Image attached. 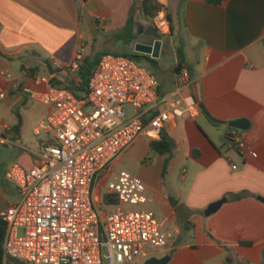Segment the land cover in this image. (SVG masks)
<instances>
[{
	"label": "crops",
	"instance_id": "1",
	"mask_svg": "<svg viewBox=\"0 0 264 264\" xmlns=\"http://www.w3.org/2000/svg\"><path fill=\"white\" fill-rule=\"evenodd\" d=\"M142 1L0 0V213L18 200L7 167L15 163L31 168L35 153L48 141L40 126L49 108L37 98L46 85L32 76H49L50 84L72 80L54 64L65 68L79 46H84V59L98 53L137 55L135 44L148 41L149 28L155 29L153 19L142 13ZM153 1L169 17L167 34L155 29L162 41L152 69L158 96H171L182 105L192 99L198 115L164 123L163 133L174 145L164 177V156L153 154L141 137L97 174L92 202L103 214L114 210L116 201L105 204L104 193L120 171L148 187L152 204L144 209L170 236L167 246L147 248L136 264L164 256H169L168 264H262L264 0H225L219 5ZM129 17L136 39L127 45L120 38ZM178 50L183 54L181 70L190 76L186 86L176 77ZM205 112L221 125H212ZM239 119L249 122L248 129L230 130L228 123ZM232 137L244 147L232 144ZM131 162L138 168L130 170ZM223 198L226 202L215 214L203 215L209 204Z\"/></svg>",
	"mask_w": 264,
	"mask_h": 264
},
{
	"label": "built area",
	"instance_id": "2",
	"mask_svg": "<svg viewBox=\"0 0 264 264\" xmlns=\"http://www.w3.org/2000/svg\"><path fill=\"white\" fill-rule=\"evenodd\" d=\"M153 22L159 33L167 34L169 22L162 11ZM84 52L79 46L65 68H54L77 79ZM32 77L46 85L37 98L49 108L40 126L48 141L35 153L31 168L15 163L7 167L18 200L0 213L6 224L1 264H104L105 258L107 264H136L147 248L167 246L170 235L144 209L152 200L141 179L124 171L116 174L105 188L104 196L116 201L107 214L92 202V182L141 137L160 140L164 123L172 117L195 119L198 104L159 97L152 72L126 56L103 55L81 100L63 86L50 84L49 76ZM176 77L184 86L190 82L186 70ZM231 143L244 147L235 137Z\"/></svg>",
	"mask_w": 264,
	"mask_h": 264
},
{
	"label": "trees",
	"instance_id": "3",
	"mask_svg": "<svg viewBox=\"0 0 264 264\" xmlns=\"http://www.w3.org/2000/svg\"><path fill=\"white\" fill-rule=\"evenodd\" d=\"M204 1L209 4L219 5L223 3L225 0H204ZM141 10L145 16L153 19L159 12L162 11V6L158 5L153 0H144L141 2ZM166 18L169 22L168 15H166ZM133 28H134V20L132 17H129L125 27L123 28L122 37L120 36L121 37L120 39H122L127 45L131 44L136 39V35L133 33ZM105 54L106 53H98L92 58L84 59L77 79H72V80L63 79L62 81L53 80L51 84L53 86L62 85L64 88L68 89L77 99L79 100L83 99L84 95L86 94L85 90L88 85L91 72L99 62L100 58ZM123 56L129 57L139 63L144 64L149 70L156 67V61L148 57L141 56L138 54L123 55ZM177 57L179 63L176 67V71H180L182 69L181 63L183 61V54L180 50L177 51ZM205 116L212 125L215 126L221 125V122L212 118L207 112H205ZM18 121H20L19 115H18ZM229 129L232 130V128ZM149 147L153 154L164 156V162L162 168V177H164V175L167 172L168 162L172 157V147L170 146V143L164 136H162L161 139L158 141L149 142ZM104 203L115 204V199L109 196H105ZM5 228H6V224L2 220V218H0V264L2 260V244L5 234Z\"/></svg>",
	"mask_w": 264,
	"mask_h": 264
},
{
	"label": "water",
	"instance_id": "4",
	"mask_svg": "<svg viewBox=\"0 0 264 264\" xmlns=\"http://www.w3.org/2000/svg\"><path fill=\"white\" fill-rule=\"evenodd\" d=\"M149 29L152 30V34L148 35V41H142L140 40L138 43L135 44V52L138 54H142L144 56H148L151 59L155 60L158 58V53L162 47V41L160 36L156 33V30L153 27H150ZM228 127L232 129H237V130H247L249 127V122L245 119H239L235 121H231L228 123ZM162 136H164L168 142L170 143V146L173 147V142L170 139L168 135L165 133H162ZM260 201L264 202L263 198H259ZM226 202V199L223 198L217 202L211 203L207 206V208L204 210L203 215L205 217H209L213 214H215L219 208ZM103 254L106 256L107 251L106 248H102ZM104 264L108 263V260L105 258L103 261ZM169 262V256H164L162 258H149L147 259L144 264H168ZM15 263L18 264V262L15 261ZM262 264H264V255H263V260Z\"/></svg>",
	"mask_w": 264,
	"mask_h": 264
},
{
	"label": "rangeland",
	"instance_id": "5",
	"mask_svg": "<svg viewBox=\"0 0 264 264\" xmlns=\"http://www.w3.org/2000/svg\"><path fill=\"white\" fill-rule=\"evenodd\" d=\"M150 22H151V21H150ZM152 24L154 25L153 20H152ZM85 30H86V28H85ZM87 54H88L89 56L92 55L90 49L88 50V53H87ZM111 55H114V54H111ZM150 71L153 72L152 69H150ZM85 111H89V108L86 107V108H85ZM127 111H128V112H131V109L128 107V108H127ZM170 138H171V137H170ZM151 157H152V155H151V156H150V155L148 156V158H150V159H151ZM134 165H135V164L132 163V162H131L130 164H128V166H134ZM136 168H138V165H137L136 167H135V166H134V167H131L130 170H132V169H136ZM126 169H127V168H126ZM130 170H127V171H130Z\"/></svg>",
	"mask_w": 264,
	"mask_h": 264
},
{
	"label": "flooded vegetation",
	"instance_id": "6",
	"mask_svg": "<svg viewBox=\"0 0 264 264\" xmlns=\"http://www.w3.org/2000/svg\"><path fill=\"white\" fill-rule=\"evenodd\" d=\"M149 33H153L151 29H149Z\"/></svg>",
	"mask_w": 264,
	"mask_h": 264
}]
</instances>
